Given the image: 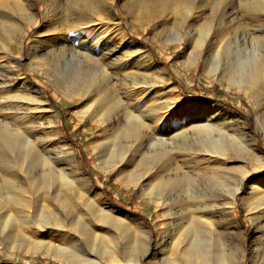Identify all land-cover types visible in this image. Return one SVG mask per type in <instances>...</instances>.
I'll use <instances>...</instances> for the list:
<instances>
[{"label": "rangeland", "instance_id": "rangeland-1", "mask_svg": "<svg viewBox=\"0 0 264 264\" xmlns=\"http://www.w3.org/2000/svg\"><path fill=\"white\" fill-rule=\"evenodd\" d=\"M31 1L37 23L31 25L26 14V18L20 20L24 27L20 32V50L11 41L8 51L0 52V118L5 117L12 125H22L30 131L29 139L35 138L33 149L37 151V162L35 167L28 169L29 176L51 170L56 177L64 175L69 180L80 181L86 177L90 189L85 192L80 185L57 186V181L47 185L46 192L56 185L51 210L66 225L61 229L47 228L55 239L66 238L64 246L56 241L62 249L54 257L32 251L36 241L22 238L9 227L11 222L14 226L23 222L17 218L19 212L7 218L0 215V264H203L200 262L203 258L209 259L208 264H252L255 253L261 251L259 248L264 243V213L256 210L259 200H264L257 193L264 186V95L252 88L246 79H229L225 75L214 43L202 42L196 37L189 44L186 40L166 43L147 26L145 32L141 31V23L131 17L129 8L122 6L121 0H108L111 8L103 32L78 29L75 34L90 39L104 35L108 45L133 40L138 47H129L131 51L125 56L113 57L114 68L104 70L91 92L81 97L79 90L62 77L76 65L77 55L66 53L51 75L39 62L40 53L28 59L29 47L36 43L34 35L42 26L43 12L42 0ZM2 2L11 4L10 0H0V5ZM241 22L246 28L250 21L240 17L233 26ZM242 24L240 27L244 29ZM141 50L149 53L151 62L143 60L139 54ZM13 51L17 59L12 56ZM247 51L246 54L239 52L240 63L247 53L257 55L249 48ZM197 53L201 59L194 64L191 56ZM17 71L31 82L36 92L6 79ZM118 76H124L123 80ZM109 79L116 84L110 86L106 101L109 113H103L100 107L102 98L107 95L102 84L108 86ZM212 115L214 118L209 119ZM135 118L154 133H165L161 136L166 140L182 139L186 147L180 148V154L185 158L198 157L195 153L203 151L199 141L206 132L215 139H222L221 147L216 149V158L211 162L215 171H226V178L215 184H218L215 188L219 189V196L216 193L208 202L199 199L202 195L199 193L213 190L214 179L207 168L194 170L197 178L190 183H179L172 189L165 185L170 190V202L155 191L162 181L172 176L163 163L155 167L129 164L115 171L109 168V162L97 163L93 143L109 134L107 123ZM68 149L74 159L72 162L55 161L61 154L58 151ZM176 160L179 165L185 164L179 155ZM95 190L100 192L94 193ZM101 201H109L110 205L103 207ZM204 203L222 209L219 214L217 211L199 213L197 206ZM172 211L177 212L175 218L184 220L179 224L174 220L175 224L169 226L171 218L167 214ZM69 216H78L75 219L83 234L68 231ZM196 225L208 239L209 251L203 255L192 253L195 249L183 234L185 228ZM165 236L171 237V242L155 246ZM140 241L141 251L134 252V245ZM17 244L22 248H17ZM143 250H147L146 255H142Z\"/></svg>", "mask_w": 264, "mask_h": 264}, {"label": "bare ground", "instance_id": "bare-ground-1", "mask_svg": "<svg viewBox=\"0 0 264 264\" xmlns=\"http://www.w3.org/2000/svg\"><path fill=\"white\" fill-rule=\"evenodd\" d=\"M10 2V6L6 2H2L3 4L0 5V52L3 53L8 51L11 41L18 45L17 50H20V39L22 35H20V32L24 29L20 20L25 19L26 14L31 19V25L37 23L31 10V0H10ZM42 5V26L34 35L36 43L29 47L28 59H30L31 55L35 58L40 53L41 61L39 62L45 66V72L51 75V72L59 67L66 53L69 56L77 55L78 60L75 61L76 65L71 71L64 73L62 77L70 86L79 90L78 95L81 97L91 92L98 77L104 70H112L114 68V64H116L113 62L114 58L125 53H130L129 51L131 50H128L129 47H138L133 40L108 45L104 41V35H97L94 39H90L83 34L80 36L75 34L78 29L96 30L98 34L103 32V26L107 22L105 18L109 16L111 8V2L108 0H102L101 3H97V0H42ZM121 5L128 7L131 17L139 20L141 23V31L145 32L147 26L153 34L161 36L166 43H179L186 40L189 44L195 37L199 38L202 42L207 40L210 44L214 43L217 46L218 58L224 64L225 75L229 79H246L252 88L259 90L264 95V0H206L202 2L198 0H121ZM240 17H245V19L250 21L248 26L246 25V28L241 22L244 29L240 27L241 24L236 27L233 26L234 22L238 21ZM180 29H182V33H180ZM41 38L47 40L43 41ZM248 48L255 51L257 55L251 56L247 53V55H244L243 63H240L238 61V58H240L239 52L243 51L246 54ZM139 54L144 61L151 62V56L147 51L141 50ZM12 56L16 59L18 58L15 51H13ZM191 59L195 64L201 59L200 53L193 54ZM13 74L6 76V79L12 80L18 86L22 85L30 92H36L31 82H28L25 77L20 76L18 71ZM108 78L111 77L108 76ZM122 78L124 76L120 79ZM109 81L110 84L108 86L105 85L104 87V84H102L107 95V97L102 98L100 111L103 113H109L106 101H108L109 91H111L110 86L116 84L112 82V79H109ZM130 81L132 83L133 80ZM20 99L18 98L19 101H21ZM1 111L2 109L0 108ZM44 111H47V109ZM208 118H214V116L212 115ZM9 122L5 117L0 118V215L7 218L19 212L17 218L18 220H23V222L18 226H14L13 222H11L9 227L14 232L19 233L22 238H30L36 241L35 246L31 247L32 251H40L43 255L54 257L59 253V249H62L60 244L62 245L66 238L60 236V239H55L52 236L53 234L51 235V232L47 231V228L49 229V227L55 226L61 229L66 225L64 223L62 224L51 210V203L55 200L54 193L56 185L49 192H46L47 185L49 183L53 185L55 181L58 182L57 186L80 185L85 192L90 189V185L86 177L80 181L69 180L64 175L56 177V175L52 174L53 171L51 170L29 176L28 169L35 167L37 162V151L33 149V144H35L33 139L35 138L32 140L29 139L28 133L30 131L21 127L22 125H12ZM107 124V126L110 125L109 134L103 135L100 141L93 143V147L96 149L95 156L97 163L105 161L108 164L109 162V168L114 171L126 167L129 164L142 166L154 165L155 167L156 164L163 163L167 166L165 170L170 171L172 176L168 177L166 182L162 181L163 184L157 187L155 191L156 194L162 196L163 200L170 202L169 189L178 186L179 183L192 182V180L197 178L194 176V173H196H193L194 170L199 171L207 168L211 172L210 177L214 179V184H212L213 190L199 193L202 194L199 195V199L202 198L207 201L216 193L217 195L219 194V189L215 188L218 184H215L226 178V171H215L214 169L216 167L211 162L216 158V149L217 147H221L222 139H215L206 132L199 141L203 151L195 153L198 157L191 156L185 158L180 154V148L186 147L182 139L166 140L165 137L161 136L165 133L161 135L154 133L150 130L149 126L147 127L136 118L132 121L122 120V122L120 121L116 124L111 122ZM58 152L61 153L55 160L59 161L58 163L63 164L65 162L64 159L71 162L74 160L69 149ZM199 154L203 156L199 157ZM178 155L181 160H184L182 162L185 164L179 165L177 163L176 158ZM203 163H207L206 166ZM68 169H70L69 166ZM165 185H168V190L165 188ZM208 185L210 186V184ZM198 187H200L199 184ZM76 188L78 190V187ZM95 191L94 193L100 192ZM257 193L264 197V186ZM253 203L255 202L253 201ZM102 205L103 207H108L110 203L109 201H103ZM199 206H197V211L202 214L208 212L214 214L213 212L217 211L218 213L222 209L221 206H213L207 203L201 207ZM256 210L264 213V200H259L256 205ZM176 213L175 211L168 212V214L167 212L165 213L167 217L171 218L167 225L179 224L184 220V218H175ZM29 216L31 217L30 220L27 219ZM68 218V231L83 234L84 231L76 221L78 216H69ZM174 220H177V222L173 223ZM226 228L228 227L226 226ZM183 234L187 235L189 245L195 249L192 253L203 255L209 251L208 239L204 231L200 227H197V225L193 228H185ZM171 239V237L165 236L159 243H155V246L158 244H168L171 242ZM56 241L60 242V244ZM261 245L259 248L261 251L255 253V259H253L252 264H264V243ZM134 246V252L141 251V241L137 242ZM17 248L22 247L18 245ZM147 250H143L142 255H146ZM238 260L240 261V258ZM200 262L208 264L209 259L203 258Z\"/></svg>", "mask_w": 264, "mask_h": 264}]
</instances>
